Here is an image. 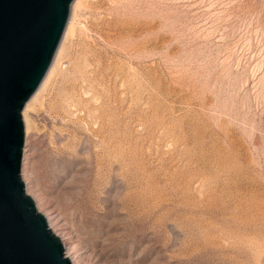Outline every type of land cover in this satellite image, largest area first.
<instances>
[{
  "label": "rangeland",
  "instance_id": "obj_1",
  "mask_svg": "<svg viewBox=\"0 0 264 264\" xmlns=\"http://www.w3.org/2000/svg\"><path fill=\"white\" fill-rule=\"evenodd\" d=\"M32 105L76 264H264V0H83Z\"/></svg>",
  "mask_w": 264,
  "mask_h": 264
},
{
  "label": "water",
  "instance_id": "obj_2",
  "mask_svg": "<svg viewBox=\"0 0 264 264\" xmlns=\"http://www.w3.org/2000/svg\"><path fill=\"white\" fill-rule=\"evenodd\" d=\"M73 0H0V264H71L20 177L26 102L46 74Z\"/></svg>",
  "mask_w": 264,
  "mask_h": 264
},
{
  "label": "bare ground",
  "instance_id": "obj_3",
  "mask_svg": "<svg viewBox=\"0 0 264 264\" xmlns=\"http://www.w3.org/2000/svg\"><path fill=\"white\" fill-rule=\"evenodd\" d=\"M82 2H83V0H73L71 2L68 19H67V22H66V25H65L61 40H60L59 45L57 47V50H56V52L54 54V57H53V59L51 61V64H50L46 74L44 75L41 83L39 84L38 88L34 92L31 101L26 102V104L24 105L22 118H21L22 119V123H23V128H24V145H23V148L26 147L25 146V136L28 138V136H29V134L31 133V130H32V125H31V121H30V118H29V113L31 112L30 109H31V107H33L32 104L34 103L35 99L40 95V92H41L43 86L45 85L47 79L49 78V76L53 72L67 37L70 34H72L73 31H74L75 24H76V21H77V11H78L79 7L82 5ZM24 151H25V148H24ZM22 153H23V149H22ZM24 153H26V152H24ZM23 184H24V189H25V185H26L25 193H26V195H28L29 194L28 193L29 189H27V182L25 181V182H23ZM32 201H33V199H32ZM33 203H34V201H33ZM34 206H35L37 212L43 215L44 219L46 220V223H47V226H48L50 232L59 239V241H60V243H61V245L63 247L64 256L70 261L71 264H76L73 261V259H71L70 256H69V253H68V250H67V243L63 239H61L60 236L56 233V231L54 229V225L52 223V219L50 218V216L47 215V214H44L43 212H41L39 210V208H38V205H35V203H34Z\"/></svg>",
  "mask_w": 264,
  "mask_h": 264
}]
</instances>
